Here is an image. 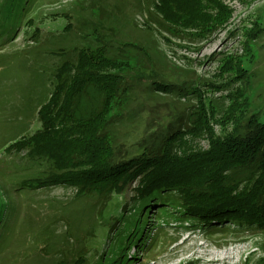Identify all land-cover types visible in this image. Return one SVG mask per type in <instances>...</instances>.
<instances>
[{"label": "rangeland", "instance_id": "1", "mask_svg": "<svg viewBox=\"0 0 264 264\" xmlns=\"http://www.w3.org/2000/svg\"><path fill=\"white\" fill-rule=\"evenodd\" d=\"M152 1L30 0V13L20 35L0 47L2 264H53L47 254L53 257L63 248L70 252L74 246L65 238L67 232L86 241V252L92 249V253L97 251L101 255L106 250L109 260L112 255L107 252V246L113 243L115 236L109 230L117 228L112 203L118 205L117 208L128 205V210L139 207L137 201H133L137 196L136 183L124 194L115 196L108 207L97 198L76 199L77 190L64 185L14 191L16 184L23 180L24 172H17L24 163L20 161L23 154L9 155L4 145L39 129L37 111L50 97L53 73L61 62L55 54L61 52L69 56L75 47L95 48L93 43L99 42L92 36L93 27L116 53L128 50L123 54L126 57L119 56L117 62V66L127 69L121 71L126 92L119 94L121 97H117L113 105L125 115L124 124L116 127L117 143H123L130 153L136 152L137 145L145 147L157 136L161 139L168 133L170 124L182 134L175 145L178 156L195 150L207 151L209 137L204 127L198 126L202 131L195 135L187 134L196 127L189 126L188 122L190 114L199 111L200 101L209 110L210 128L217 136L235 128L233 119L227 122L226 117L239 94L242 97L238 103L247 110L245 117L264 111V0H239L241 7L236 12L241 15V21L238 17L232 18L231 13L232 17L224 26H218L205 37L197 36L196 29H185L178 35L164 31L149 19L147 12L152 9ZM61 14L71 17L59 16ZM29 19L33 20L32 26L28 24ZM79 19L86 23L82 31L73 28L70 34L62 32L69 22L77 26ZM127 43L149 51L150 62L143 64L140 49L120 47ZM229 61L246 68L242 79H235L232 71H223ZM152 73L155 77L148 79ZM155 80L184 86L190 95L146 90ZM192 90L198 91L192 94ZM85 100L83 104L87 103ZM148 125L153 129L148 131ZM178 215L158 216L157 222L162 226L159 230L152 229L154 220H150L146 229L151 230L146 232L144 241L147 252L141 258L134 253L135 259H124L123 264H153L178 258L182 253L187 264H254L264 258V233L243 234L233 229L211 232L197 223L186 226L177 222ZM144 216L141 214L140 220ZM100 218L103 224L99 226ZM18 236L19 239L10 240ZM30 238H35L33 247L27 243ZM44 243L48 245L47 252L38 253Z\"/></svg>", "mask_w": 264, "mask_h": 264}, {"label": "trees", "instance_id": "2", "mask_svg": "<svg viewBox=\"0 0 264 264\" xmlns=\"http://www.w3.org/2000/svg\"><path fill=\"white\" fill-rule=\"evenodd\" d=\"M29 5L30 0H0V47L20 35L22 24L30 13ZM151 8L147 12L150 21L164 31L178 35L185 29H196L197 36L201 37L224 26L232 13L221 0H153ZM59 16L71 17L68 14ZM28 24L32 26L33 20L29 19ZM73 25L69 22L62 32L70 34L73 28L82 31L86 23L79 19L77 26ZM90 30L99 42L93 43L95 48L75 47L69 53L71 57L61 52L55 54L61 62L53 73L50 97L37 111L39 129L4 145L9 155L23 154L20 161L24 165L17 170L24 172L23 180L16 184L14 191L64 185L77 190L76 199L97 198L108 207L115 196L124 194L136 183L137 196L133 201H137L139 207L128 210V205L117 208L118 205L112 203L117 228L109 230L115 233L113 243L107 246L111 259L107 260L106 250L101 255L97 251L92 253V249L86 252V241L70 232L65 238L70 245H76L70 249L72 255L63 248L53 257L48 254L46 257L52 258L53 264H123L124 259L134 260V253L141 258L148 250L144 241L146 232L151 230L146 229L150 220H154L152 229L159 230L162 226L157 217L172 213L179 214L175 217L177 222L186 226L197 223L211 232L233 229L243 234L264 233V111L245 117L247 110L238 103L242 97L239 94L226 117L227 122L233 119L235 128L217 136L210 128L209 110L200 101L199 111L191 113L188 122L189 126L196 127L187 134L195 135L202 131L198 126L204 127L209 137L207 151L195 150L178 156L175 145L182 134L170 124L168 133L161 139L157 136L150 142L147 140L145 147L137 145L136 152L130 153L123 143H117L116 127L124 124L125 115L113 105V101L121 97L119 94L126 92L125 76L121 71L127 69L117 66V62L119 56L126 57L123 54L128 50L116 53L98 34L97 28ZM125 46L140 49L143 64L150 62L151 56L145 48L132 43L120 47ZM223 71L234 72L235 79H242L247 73L246 68H239L232 61ZM154 73L147 78L155 77ZM151 84V88L145 89L190 95L184 86L157 80ZM84 99L86 104L82 103ZM150 126H147L148 131L153 129ZM141 214L145 216L140 220ZM99 220L100 226L102 218ZM3 228L4 223L0 225V249ZM15 238L19 236L10 240ZM34 240L30 238L27 243L33 247ZM43 245L38 253L47 249L48 245ZM31 250L30 256L36 246ZM2 262L0 254V264ZM254 264H264V258Z\"/></svg>", "mask_w": 264, "mask_h": 264}, {"label": "built area", "instance_id": "3", "mask_svg": "<svg viewBox=\"0 0 264 264\" xmlns=\"http://www.w3.org/2000/svg\"><path fill=\"white\" fill-rule=\"evenodd\" d=\"M221 1L232 12L233 17L232 16L231 17L234 19L238 17L239 22H240L241 21V18H240L241 15H238L236 12V9L238 7H241L240 1L239 0H221ZM153 264H187V258L182 253V254H180V256L178 258H174V259L169 260V261L160 260V261L154 262Z\"/></svg>", "mask_w": 264, "mask_h": 264}]
</instances>
